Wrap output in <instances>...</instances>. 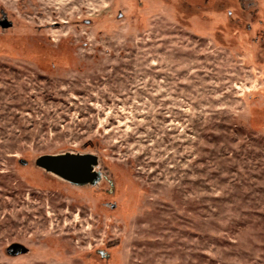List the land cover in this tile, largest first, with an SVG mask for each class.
Instances as JSON below:
<instances>
[{
	"label": "rangeland",
	"instance_id": "rangeland-1",
	"mask_svg": "<svg viewBox=\"0 0 264 264\" xmlns=\"http://www.w3.org/2000/svg\"><path fill=\"white\" fill-rule=\"evenodd\" d=\"M0 264H264V0H0Z\"/></svg>",
	"mask_w": 264,
	"mask_h": 264
},
{
	"label": "water",
	"instance_id": "water-1",
	"mask_svg": "<svg viewBox=\"0 0 264 264\" xmlns=\"http://www.w3.org/2000/svg\"><path fill=\"white\" fill-rule=\"evenodd\" d=\"M96 159L90 155H44L37 159L36 165L74 186H83L98 179L92 171Z\"/></svg>",
	"mask_w": 264,
	"mask_h": 264
}]
</instances>
